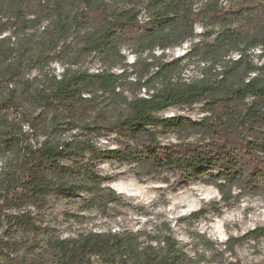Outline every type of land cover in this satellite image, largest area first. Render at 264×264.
<instances>
[{"label":"trees","instance_id":"trees-1","mask_svg":"<svg viewBox=\"0 0 264 264\" xmlns=\"http://www.w3.org/2000/svg\"><path fill=\"white\" fill-rule=\"evenodd\" d=\"M196 25L207 29L203 35L212 37L197 45L196 51L212 68L226 65L210 80L180 83L173 82L172 70L188 53L169 62L153 55L156 63H145L144 73L135 82L153 89L152 93L148 98L120 99L128 113L107 126L121 139L114 150L98 151L90 140L80 138L32 145L20 127L2 116L0 150L13 154L15 161L2 173L4 179L0 178L1 264H39L35 260L41 256L31 254L28 237L41 228L28 208L41 209L49 196L88 195L100 211L120 202L113 189L102 185L93 166L71 170L57 163L61 159L89 154L92 160L134 163L136 176L176 168L187 178L200 179L207 169L217 168L220 173L212 181L220 193L226 186L243 184L249 189L258 182L264 184V62L255 65L250 60L255 48L260 49L259 59H264V0H0V36L10 33L0 37V64H6L0 67V78L6 84L14 82L15 72H41L54 58L60 61L65 56L71 65L60 77H47V84L40 85L36 95H25L44 111L84 103L82 92L115 93L119 81L128 76L126 70L115 74L105 69L89 73L70 68L81 57L98 56L103 66L112 68L125 60L122 46L138 56L165 51L194 37ZM215 27L217 31L212 30ZM232 53L237 57L228 58ZM199 103L208 114L201 121L158 115L171 106ZM85 127L90 134L99 130L95 125ZM157 128L171 130L178 137L198 135L201 141L160 146ZM163 227L154 236L131 231L83 232L50 239L45 251L51 264H92L93 257L102 264H200V256H189L170 227ZM261 239L264 227L229 238L225 251L242 241ZM202 241L206 250L215 247L208 246L210 241L204 237ZM26 243L30 246L21 254Z\"/></svg>","mask_w":264,"mask_h":264},{"label":"rangeland","instance_id":"rangeland-1","mask_svg":"<svg viewBox=\"0 0 264 264\" xmlns=\"http://www.w3.org/2000/svg\"><path fill=\"white\" fill-rule=\"evenodd\" d=\"M142 20H145L143 18ZM217 27L212 30L217 31ZM206 28L200 25L194 27L195 36L185 40L181 45L165 51L155 50L141 56L134 55L127 46L120 49L125 60L115 67L103 66L98 56L81 57L75 70L97 73L110 70L118 74L123 70L128 76L119 81L115 93L89 94L82 92L86 102L71 103L68 107L44 111L25 95H36L39 86L47 84V77L61 76L68 66L65 56L60 61L54 58L41 72L38 70L17 71L13 75V83L6 84L0 78V104L5 105L0 111V119L7 115L17 127L22 129L29 143L39 146L45 141L62 143L74 138L90 140L98 151L114 150L121 139L118 135L108 131L109 122L128 113L123 98L133 96L148 98L152 90L137 85L135 82L144 73L145 63L154 64L152 56L160 57V62H169L184 56L178 68L172 70L173 82L187 83L205 78L210 80L215 71L220 72L226 64L211 67L209 61L202 58L196 51V46L204 44L212 37L205 34ZM20 33V32H19ZM9 32L0 37L9 35ZM193 50V51H192ZM192 51V52H190ZM190 52V53H189ZM260 49L255 48L250 53V60L260 65L264 59H259ZM237 57L232 53L228 58ZM140 62L133 65L137 59ZM226 58V59H228ZM73 62V61H71ZM133 65V66H132ZM6 64H0L1 69ZM150 72L156 69L152 66ZM161 83L155 85V89ZM9 101L13 104H9ZM251 99L248 100V103ZM8 105L10 109H6ZM162 118H188L201 121L208 114L204 111V104L199 103L191 107L171 106L158 113ZM99 126L96 132L86 133L85 126ZM158 145L169 147L178 143H195L201 141V136L191 135L178 137L171 130L156 129ZM15 156L0 150V178L2 173L13 166ZM57 163L61 166L75 169H87L91 166L102 177V185L113 189L121 198L115 205H109L105 211H100L89 201L90 196L79 195L69 198L51 195L41 209L28 208L41 232L29 238L33 250L31 254L41 256L35 261L39 264H51L50 257L45 251V243L52 239L76 237L83 232H122L131 231L154 236L156 230L168 225L174 238L183 250L200 264H264V239L259 241H242L232 251H225L224 244L229 238H238L246 233L264 227V184L258 182L257 187L245 188L226 186L223 193L213 184L220 170L209 168L206 175L200 179L185 176L182 169L166 168L147 176H136L138 168L134 163H119L115 159L92 160L89 154L78 159H61ZM11 213H17L11 210ZM2 229H0V232ZM202 237L214 245L206 250ZM144 237L142 238V240ZM27 240V239H26ZM212 244V245H211ZM20 252L26 250L30 244L26 243ZM29 255L28 257H30ZM34 260V259H32ZM29 261V260H28ZM92 264H102L97 258L91 259ZM1 264V262H0Z\"/></svg>","mask_w":264,"mask_h":264}]
</instances>
